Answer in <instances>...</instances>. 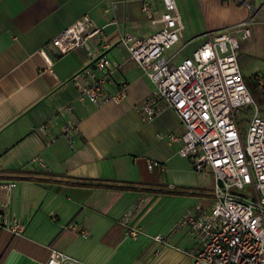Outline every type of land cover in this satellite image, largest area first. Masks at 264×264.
I'll return each mask as SVG.
<instances>
[{
  "label": "crops",
  "instance_id": "1",
  "mask_svg": "<svg viewBox=\"0 0 264 264\" xmlns=\"http://www.w3.org/2000/svg\"><path fill=\"white\" fill-rule=\"evenodd\" d=\"M151 1L161 14L162 0ZM143 3L0 0V183H17L12 189L0 187V264H46L54 248L66 255L63 264L191 263L189 250L196 241L189 226L178 225L197 201L211 203L214 177L194 170L178 153V143L159 137L183 131L173 108L165 107L151 120L138 110L154 82L117 42L122 34L147 37L159 28ZM177 3L185 26L182 40L189 41L185 53L203 41L204 33L251 20L252 36L241 41L238 61L264 115V90L256 80L258 75L264 79V0ZM86 15L104 28L113 44L107 88L113 92L127 84L128 95L119 103L96 105L82 97L74 76L92 63L88 51L77 48L59 56L51 44L61 30ZM91 43L99 51L97 39ZM73 117L79 129L72 141L62 127ZM45 124L46 133L40 130ZM37 157L46 169L33 161ZM151 161L162 166L150 168ZM35 174L135 187L121 190L27 177ZM128 209H135L132 224L143 230L136 238L119 226ZM14 220L24 224L22 234L4 225ZM159 233L171 234L169 241H157Z\"/></svg>",
  "mask_w": 264,
  "mask_h": 264
},
{
  "label": "built area",
  "instance_id": "2",
  "mask_svg": "<svg viewBox=\"0 0 264 264\" xmlns=\"http://www.w3.org/2000/svg\"><path fill=\"white\" fill-rule=\"evenodd\" d=\"M162 4L163 11L157 15L151 0L143 3L147 17L159 24L154 33L141 37L128 32L117 44L129 50L130 58L154 82L153 90L138 106L141 116L151 120L165 107L173 108L181 118L183 131L159 137L178 143V153L191 161L194 170L209 171L214 177L211 203L197 201L178 225L189 226L196 241L189 250L190 264H264V115L238 61L241 41L252 36L251 20L208 31L192 52L185 53L189 41L182 40L185 26L177 0H162ZM92 38L97 39L99 51L92 46ZM51 44L59 56L77 48L88 51L92 63L74 76L82 97L96 105L119 103L127 97L126 83L113 92L107 88L113 70L108 50L113 44L104 28L89 16L61 30ZM40 52L48 64L53 62L45 48ZM256 80L264 90V79L258 75ZM246 109L251 114L244 129L241 115ZM78 124L73 117L63 125L62 134L73 141ZM40 130L46 133L48 125ZM33 161L46 169L41 157ZM160 165L149 163L150 168ZM16 185L15 181L0 183L7 189ZM134 212L128 209L120 223L127 236L136 238L143 230L132 224ZM4 225L15 234L25 229L19 220ZM170 235L159 233L154 238L167 243ZM65 259L64 252L54 248L46 264H63Z\"/></svg>",
  "mask_w": 264,
  "mask_h": 264
},
{
  "label": "trees",
  "instance_id": "3",
  "mask_svg": "<svg viewBox=\"0 0 264 264\" xmlns=\"http://www.w3.org/2000/svg\"><path fill=\"white\" fill-rule=\"evenodd\" d=\"M29 179H36V180H52V181H64L69 184L74 185H82V186H104V187H111L116 189H133L135 186L134 184H121V185H109L106 182H102L101 180H87V179H77L72 177H66V176H53V175H47V176H39L38 174L35 175H29L27 176ZM149 189V188H148ZM119 226L124 230V227L119 223Z\"/></svg>",
  "mask_w": 264,
  "mask_h": 264
},
{
  "label": "rangeland",
  "instance_id": "4",
  "mask_svg": "<svg viewBox=\"0 0 264 264\" xmlns=\"http://www.w3.org/2000/svg\"><path fill=\"white\" fill-rule=\"evenodd\" d=\"M250 109V108H249ZM249 109H246V110H244L243 111V113H242V115H241V124L245 127L244 129H246V127H247V124H248V120H247V118L250 116V114H251V110H249ZM140 261V260H139ZM132 264H138V263H132ZM148 264V263H147Z\"/></svg>",
  "mask_w": 264,
  "mask_h": 264
}]
</instances>
